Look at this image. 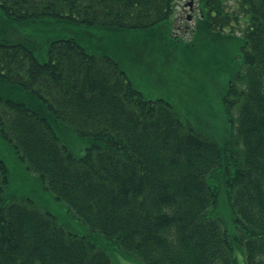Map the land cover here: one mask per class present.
Returning a JSON list of instances; mask_svg holds the SVG:
<instances>
[{"label":"trees","instance_id":"obj_1","mask_svg":"<svg viewBox=\"0 0 264 264\" xmlns=\"http://www.w3.org/2000/svg\"><path fill=\"white\" fill-rule=\"evenodd\" d=\"M200 4L196 37L230 26L240 42L221 93L223 141L169 100L147 99L111 55L68 36H48L42 49L3 26L149 30L171 19L176 0H0V78L18 92L0 95L1 134L91 231L7 198L0 157V264H115L108 247L142 264H264V0ZM69 132L89 139L83 155L61 140ZM221 199L231 226L216 212Z\"/></svg>","mask_w":264,"mask_h":264},{"label":"rangeland","instance_id":"obj_2","mask_svg":"<svg viewBox=\"0 0 264 264\" xmlns=\"http://www.w3.org/2000/svg\"><path fill=\"white\" fill-rule=\"evenodd\" d=\"M228 2L234 6V0ZM202 9L200 0H176L171 19L149 30L110 31L73 21L53 24L50 30L41 26L38 31L17 23L3 26L10 34L21 39L29 38L42 49L48 36H68L79 40L91 52L111 55L147 99L169 100L185 121L217 141H223L230 127V117L223 107L221 93L241 60L237 55L240 42L228 36L235 35L230 26L224 28L220 37L217 30L209 31L208 27L200 29L196 37L197 19ZM40 48L36 49L38 53ZM14 91L0 78V95L17 97L18 92L13 94ZM236 114L235 111L233 117ZM1 132L0 157L9 167L5 196L17 200L31 199L39 208L52 212L60 225L78 234H89V226L70 211L65 201L44 187L39 175L27 168L13 144ZM60 137L79 156L89 146V139L76 132L60 134ZM216 212L227 219L228 226L232 225L230 208L224 199ZM97 240L100 245L107 243L103 236H98ZM108 252L115 264H142L140 259L126 258L111 247Z\"/></svg>","mask_w":264,"mask_h":264}]
</instances>
